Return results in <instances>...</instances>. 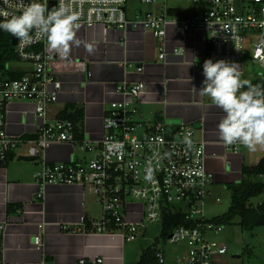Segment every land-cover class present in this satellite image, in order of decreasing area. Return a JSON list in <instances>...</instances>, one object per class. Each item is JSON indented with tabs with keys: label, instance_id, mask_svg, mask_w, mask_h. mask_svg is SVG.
<instances>
[{
	"label": "built area",
	"instance_id": "2783aa9c",
	"mask_svg": "<svg viewBox=\"0 0 264 264\" xmlns=\"http://www.w3.org/2000/svg\"><path fill=\"white\" fill-rule=\"evenodd\" d=\"M157 1L139 0L142 5ZM181 1L190 6L192 14L168 18L163 14L138 12L134 20L126 17L127 0H73V5L80 14L78 30L96 25L119 31L129 26L140 27L162 42L166 28L172 26L181 37L203 33L205 40L211 42L209 59L213 62L241 64L248 44L251 61L264 68V0ZM50 3L55 6L57 0H48L49 9ZM0 7H6L3 0ZM244 37H248L247 42ZM17 44L16 39L12 62L20 68L11 69L9 62L5 74L0 73V169L21 144H26L29 158L40 157L54 144L77 145L92 157L52 165L44 162L35 176L38 199L47 185H78L101 209L102 217L94 223L95 231L118 233L125 242L141 236L145 224L162 225L166 215L180 214L185 225L175 227L167 236L161 233V246L145 251L152 252L153 264H216L214 260L225 255L227 248L206 238L208 234L218 235L222 228L204 219L202 206L204 198L210 195L208 188L217 184V173L207 169L205 143L194 141L193 129L184 123L168 127L157 120H135L129 107L143 93L145 85L123 83L116 87L122 99L110 102L102 117L101 139L96 143L76 141L70 121L49 117L51 107L57 103L61 82L51 71L46 41L41 39L23 50ZM182 52L181 48L174 51L176 55ZM164 56L161 49L159 59ZM12 73L22 76L12 79L9 76ZM13 103L32 106L36 120L33 139L23 140L7 133V115ZM187 133H191V147L184 142ZM241 145L234 143L226 147L225 158L240 159ZM216 202L220 203V199L216 198ZM84 224L85 216H82L81 225ZM34 243L40 248L39 237H35ZM166 243L184 246L185 251L168 262L163 252ZM77 264L86 261L80 259ZM94 264H102V259H96Z\"/></svg>",
	"mask_w": 264,
	"mask_h": 264
},
{
	"label": "crops",
	"instance_id": "0c3cea01",
	"mask_svg": "<svg viewBox=\"0 0 264 264\" xmlns=\"http://www.w3.org/2000/svg\"><path fill=\"white\" fill-rule=\"evenodd\" d=\"M174 2L158 0L131 10L126 5V17L134 20L138 12L168 18L192 14L187 3ZM165 32L161 42L140 27L129 26L119 31L96 25L77 31L81 46L72 48L67 57L48 48L51 71L61 82L49 117L57 118L67 105L81 108V141L96 143L102 137V117L108 104L123 97L116 87L141 82L144 91L129 107L134 111L133 118L161 121L168 127L188 124L193 129L194 141L205 143L206 167L217 173V184H236L241 180L243 166H253L264 158V145H258L255 151L241 145L240 159L225 158V148L231 145L220 139L217 128L223 113L209 98L197 93L204 80L205 36L197 32L181 37L172 26ZM85 45H90L92 51ZM179 48L183 52L176 55L174 51ZM161 49L163 59H159ZM244 61L238 64L242 79H264V73H256ZM31 111L30 105L11 104L7 133L23 140L33 139L36 120ZM26 150V144H21L0 169V264H77L80 259H85L86 264H94L96 259H102V264H126V242L118 233L95 231L94 223L101 219V209L78 185H47L42 197H36L35 176L44 162H79L92 154L69 143L54 144L37 158L27 157ZM8 206L13 209L9 214ZM82 216L90 223L89 231L81 225ZM35 237L40 238V248L34 243Z\"/></svg>",
	"mask_w": 264,
	"mask_h": 264
},
{
	"label": "clouds",
	"instance_id": "9594fccd",
	"mask_svg": "<svg viewBox=\"0 0 264 264\" xmlns=\"http://www.w3.org/2000/svg\"><path fill=\"white\" fill-rule=\"evenodd\" d=\"M3 2L6 7H0V31L16 38L20 50L43 39L49 49L67 57L72 48L81 46L77 37L80 14L73 0H57L51 9L48 0ZM85 47L92 51L90 45ZM202 75L197 93L209 98L223 113L217 126L220 139L228 145L240 143L251 151L264 145V86L242 79L240 66L225 60H206ZM190 137L191 133L184 136L189 147L193 144Z\"/></svg>",
	"mask_w": 264,
	"mask_h": 264
},
{
	"label": "rangeland",
	"instance_id": "374dc122",
	"mask_svg": "<svg viewBox=\"0 0 264 264\" xmlns=\"http://www.w3.org/2000/svg\"><path fill=\"white\" fill-rule=\"evenodd\" d=\"M175 3L176 0H169ZM181 5V4H180ZM129 10L142 7L139 0H127ZM132 11L129 12V15ZM245 42L248 37H244ZM244 62L248 63L256 73H264V68L251 61V51L248 44H245ZM11 69L20 68V65L12 62L9 63ZM255 73V74H256ZM244 150V149H243ZM244 152V151H243ZM264 182V177L262 179ZM210 195L203 200V216L206 220L220 217L225 214L230 205V192L224 184H215L208 188ZM216 198L220 199V203L216 202ZM264 201V194L250 199L249 204L256 207ZM184 209V208H183ZM237 219L232 221L230 225H222V231L218 235L208 234L206 238L209 240L223 243L227 252L221 257H217L214 261L216 264H257L264 263V231L263 228L257 227L251 232L242 231L237 225ZM161 224H145L144 233L138 236L136 240L125 243V260L126 264H139L141 255L150 247L161 246L160 243ZM185 251L184 246L173 244H164L163 252L166 261L172 262L175 255ZM238 257V258H237Z\"/></svg>",
	"mask_w": 264,
	"mask_h": 264
},
{
	"label": "trees",
	"instance_id": "16d2710c",
	"mask_svg": "<svg viewBox=\"0 0 264 264\" xmlns=\"http://www.w3.org/2000/svg\"><path fill=\"white\" fill-rule=\"evenodd\" d=\"M15 60L14 48L11 45V35L0 31V73L5 74V65ZM12 79H18L21 73L9 74ZM254 85L264 86V79L258 78L250 81ZM83 111L75 105H67L65 109L57 114V119L70 121L74 126L76 141H81L82 136L79 126L82 123ZM31 138V137H30ZM264 176V158L253 166H243L241 169V180L236 184L226 185L230 192V205L225 214L213 218L211 221L219 225H230L237 219V225L242 231L251 232L257 227L264 231V201L256 207L249 204L250 199L264 194V182L260 177ZM16 207L15 209H18ZM14 209V210H15ZM13 212L12 206L7 207V214ZM185 225L182 215H166L161 225V233L167 236L175 227ZM85 231H89L90 223L85 220ZM152 252H145L139 259V264H153Z\"/></svg>",
	"mask_w": 264,
	"mask_h": 264
},
{
	"label": "water",
	"instance_id": "95a60500",
	"mask_svg": "<svg viewBox=\"0 0 264 264\" xmlns=\"http://www.w3.org/2000/svg\"><path fill=\"white\" fill-rule=\"evenodd\" d=\"M50 7H53L54 4L53 3H50L49 4ZM11 45L14 47L16 45V38L12 37L11 36ZM205 56H204V61L208 60L209 59V52L212 50V45H211V42L209 40H205ZM197 63H198V68L199 70L202 68L201 67V64H202V59H199L197 60ZM238 258V257H237Z\"/></svg>",
	"mask_w": 264,
	"mask_h": 264
}]
</instances>
